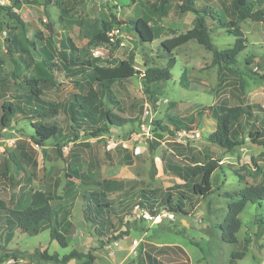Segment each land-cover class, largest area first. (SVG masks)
<instances>
[{"label":"rangeland","instance_id":"rangeland-1","mask_svg":"<svg viewBox=\"0 0 264 264\" xmlns=\"http://www.w3.org/2000/svg\"><path fill=\"white\" fill-rule=\"evenodd\" d=\"M233 1L195 0L199 9L207 11L213 42L221 49L232 47L236 39L218 20L230 21ZM251 1L255 3L254 9L264 8V0ZM73 2L31 0L14 10L21 21L10 18L0 9V116L6 99L13 97L14 103L19 100L24 103V96L30 92L29 79H52L54 85L42 89L40 96L58 106L56 117L63 129L62 134L40 147L31 140L36 118L18 114L10 127L2 129L0 124L3 138L26 141L23 148L27 153L26 158L18 155L17 162L10 160L8 173L3 175V162L13 148L0 152V199L12 210H20L31 203L34 191L49 192L50 203L59 212V229L67 228L69 242L68 247H63L51 240L49 228L29 235L21 232L16 224L3 226L0 227V264H62L43 261L35 251L64 255L72 249L91 251L96 256L93 264H139L138 258L146 259L148 253L161 264H264V235L260 234L257 223L264 214V201L249 203L241 212L237 242L224 240L221 229L231 201L222 192L264 184V146L247 138L246 142L228 149L206 139L216 128L217 116L227 106L258 103L264 107V79L258 76L264 70V22L239 20L246 47L239 54L236 68L224 69L221 74L212 61V52L196 41L171 53L161 46L164 39L186 32L194 23L195 14H179L175 0H171L165 16L156 11L159 0ZM10 4V0H0V5ZM113 16L117 20L150 17V23L160 33L152 42H145L133 29L124 27L125 44L118 42L106 47L112 51L111 55L115 52L116 59L133 56L136 69L145 71L151 66L164 68L170 56L176 58L172 78L163 84L162 94L156 101L150 99L141 75L106 88L93 80L91 68L81 70L82 67L68 65V61L77 58L93 60L91 49L95 42L86 28L100 26L102 21L113 24L116 21ZM50 21L54 24V38L47 26ZM11 37H18L28 52L14 48L9 51V44L13 45L9 42ZM67 38L75 43L77 50L59 48L58 41ZM249 57L251 63L246 60ZM90 86L97 90L103 102L100 109L90 111V123L101 124L99 116L104 111L128 120L123 125L105 121L108 131L99 137L89 136L91 130L87 127L79 128L64 108L73 94H86ZM173 119L191 125L200 136L179 137L176 131L171 134L153 125V121L161 120L164 127L172 129ZM111 136L122 142L108 147ZM237 140L241 142L240 135ZM210 159L220 164L213 177L214 193L200 198L194 207L187 206V214L176 216L175 221L153 222L135 214V207L121 209L118 205L116 211H105V217L114 223V227L105 229L84 214L86 194L100 189L97 181L123 182L121 188H114L110 193L112 197L140 189L166 190L183 182L168 165H191L193 161ZM80 175L87 176L88 180H81ZM9 235H12L10 241ZM166 245H180L188 257ZM243 246L245 256L232 261V253L243 250ZM9 249L16 256L5 259ZM84 259L74 258L64 264H79Z\"/></svg>","mask_w":264,"mask_h":264},{"label":"trees","instance_id":"trees-1","mask_svg":"<svg viewBox=\"0 0 264 264\" xmlns=\"http://www.w3.org/2000/svg\"><path fill=\"white\" fill-rule=\"evenodd\" d=\"M47 1L50 2V0ZM73 1L74 4H77L79 0ZM175 1L179 14L186 12H193L195 14L194 23L186 32L164 39L161 42V46L171 53L177 47L191 41H196L212 52V61L218 65L221 74H224V69L232 70L236 68L239 54L246 47L243 31L239 27V20L251 19L252 21L264 22V8L254 9L255 3L251 0H234L232 2V18L230 21L218 20L219 24L222 27H227L236 39L232 47L221 49L213 42L212 30L206 18L207 11L199 9L196 6L195 0ZM10 2V5H0V9L6 11L10 18L21 21L20 16L14 10L20 9L23 4L31 2V0H10ZM170 2L171 0H159L156 11L160 16L167 14ZM113 19L116 20L113 24L102 21L100 26L93 25L92 29L86 28L90 39L95 42L94 45L109 42L110 39L107 33L115 25H125L129 29H133L140 39L145 42H152L160 36L159 31L150 23V17L141 16L135 19L117 20L116 16H113ZM47 26L50 36L54 38L55 29L53 22L50 21L47 23ZM9 42L13 44L12 46L9 44V51H12L14 48L19 52H28L27 47L18 40V37H11ZM58 42L60 49L77 50L75 43L70 38L60 39ZM43 50L45 49L43 48ZM92 59L91 63L89 60L77 58L68 61V65L71 67H82L81 70L87 67L91 68L93 80L106 88L115 82H121L135 75H141L143 84L147 91H149L150 99L153 101H156L162 94L163 84L172 78L171 69L176 63V58L170 56L166 67L151 66L145 71H140L133 65V56L122 60L116 58L102 59L99 57H93ZM246 60L248 63L252 62L251 57L249 59L246 58ZM101 61L105 63L100 64L99 62ZM258 76L264 79V70ZM29 80L31 85L30 92L24 96V103L21 102L22 100L14 103L13 97L9 98L10 100L5 98L6 100L2 104L0 124L2 129L10 127L12 119L18 114L36 118L37 120L33 123L35 133L32 135L31 140L37 146L43 147L47 140L55 138L63 132L62 126L56 117L59 112L58 106L42 100L40 96L42 89H48L55 82L52 79L51 81L35 78ZM102 104L103 102L99 93L94 87L90 86L86 94H73L72 99L65 104L64 108L71 121L79 128L87 127L91 130L88 132L89 136L99 137L105 135L108 131L106 122L123 125L128 121L114 113L104 111L99 116V118H102L101 124L97 122L90 123V111L100 109ZM202 110L197 112L199 117L202 114ZM251 118L254 120H251ZM153 125H157L158 128L162 127L163 130L171 134L183 128L192 129L191 125L182 124L176 119H173L172 129L171 127H164L161 120L153 121ZM153 132H157L156 129ZM239 135L241 136V142L237 140ZM1 138L2 131L0 130ZM247 138L254 144L264 146V107L258 103L227 106L217 116L215 130L206 137L208 141L228 149L246 142ZM17 140L13 151L9 152V158L3 162V175L8 173L10 160L17 162L18 155L20 154V157L22 155L24 158L27 157V153L23 148L26 141L23 139ZM30 143L31 141H29L30 148L35 152V147ZM193 162L191 165H168L169 169L182 179L183 182L177 183L166 190L140 189L135 193L126 191L121 192L116 197H112L110 193H112L114 188H121L123 182L114 179L97 181L96 185L101 190H92L86 194L84 214L88 220L102 225L105 229L109 226L114 227V223L105 217V211H108V209L110 212L116 211L118 205L121 206V209L129 206L131 210L139 205V207L145 208L154 215L158 214L161 210L172 212L176 216L187 214V209L194 207L200 198H206L214 193L213 177L215 172L220 169L219 161L216 159H210L207 162L199 160ZM79 178L84 181L88 180V177L85 175H80ZM222 196L231 199L227 204L228 211L225 220L221 223L223 239L229 242H237V233L242 225L240 214L247 204H261L264 201V184L248 185L238 190L224 191L222 192ZM49 198V192L36 190L32 193L31 203L20 210H12L3 199H0V227L16 224L21 232L29 235H37L49 228L51 240L57 241L63 247H68V230L67 228H65V231L59 229V212L50 203ZM135 198L138 199L135 200ZM257 223L260 234L264 235V214L259 217ZM67 224L71 225L68 220ZM11 238L12 235H9L8 241ZM166 246L188 257L186 251L180 245ZM243 248L241 251L232 253V261L233 259L245 256L246 247L243 246ZM35 253L43 261L62 264L74 258H85L79 264H93L96 260V256L91 251L84 253L77 249H72L64 255H60L57 252L48 253L39 250H36ZM15 256L16 254L11 249L7 250L4 255L5 259ZM138 261L139 264H161L160 261L149 253L146 254V259L140 256Z\"/></svg>","mask_w":264,"mask_h":264},{"label":"built area","instance_id":"built-area-1","mask_svg":"<svg viewBox=\"0 0 264 264\" xmlns=\"http://www.w3.org/2000/svg\"><path fill=\"white\" fill-rule=\"evenodd\" d=\"M124 27H126L125 25H115L114 27H112L109 31H108V36L110 41L106 42V43H100L98 45H93L92 49H91V54L93 57H99L102 59H112V58H116L115 52L114 55H111V52L106 50L107 46H111V45H115L118 42L121 45H124ZM111 55V57H110ZM147 113H149V110H146ZM147 124L143 125V128L146 129ZM176 134L179 137H191V138H195V137H199L200 133L198 130L196 129H187V128H183L180 130L176 131ZM108 147H114L116 146L118 143L122 142L121 140L115 139V136H111L108 138ZM16 144V139L13 137H9L8 139L5 138H1L0 139V152H4L6 151L7 148H14ZM64 148V147H63ZM134 213L137 214L139 217L143 218V219H147L153 222H160L163 219H168L171 221H175L176 220V215L172 212L169 211H163L160 212L156 215L152 214L151 212H149L148 210H146L145 208H141L139 207V205L135 206L134 208ZM137 243V242H136Z\"/></svg>","mask_w":264,"mask_h":264}]
</instances>
